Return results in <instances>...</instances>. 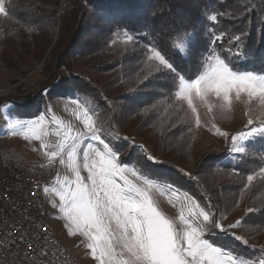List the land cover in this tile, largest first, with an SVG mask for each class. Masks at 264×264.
I'll return each instance as SVG.
<instances>
[{
	"label": "trees",
	"instance_id": "1",
	"mask_svg": "<svg viewBox=\"0 0 264 264\" xmlns=\"http://www.w3.org/2000/svg\"><path fill=\"white\" fill-rule=\"evenodd\" d=\"M5 6L9 14L0 16L5 69L34 71L58 37L42 69L47 86L24 100L12 99V118H37L55 99L89 100L92 108L108 113L109 124L120 116L142 141L129 142L116 132L110 143L122 161L207 204L217 223L225 217L238 221L244 239L210 227L209 241L238 257L264 260V139L257 134L244 141L239 155H233L231 139L221 147L177 99L178 82L173 86L159 61L145 54L151 39L185 78L202 74L211 54L227 58L234 70L264 74V0H6ZM211 15L217 20L208 19ZM145 23L154 39H126L122 28L139 33ZM185 35L195 41L191 51L181 50ZM173 43L179 47L170 48ZM116 71L117 77L100 88L98 77ZM123 86L127 92L115 112L106 95Z\"/></svg>",
	"mask_w": 264,
	"mask_h": 264
},
{
	"label": "snow or ice",
	"instance_id": "2",
	"mask_svg": "<svg viewBox=\"0 0 264 264\" xmlns=\"http://www.w3.org/2000/svg\"><path fill=\"white\" fill-rule=\"evenodd\" d=\"M8 14L4 0H0V16L7 17ZM208 19L214 22L217 16L211 15ZM142 29L139 33L133 30L130 34L126 27L122 28L128 41L136 40L138 35L145 39L152 36L154 39V32L149 24L145 23ZM214 39L221 40V37L214 36ZM233 39L242 43L240 35ZM194 46L193 38L185 35L181 50L191 51ZM169 47L179 46L173 43ZM203 51L208 52L207 45ZM228 51L231 53L232 49L229 48ZM145 54L148 59L159 61L161 71L171 76L173 86L178 82L176 97L186 100L193 113H196L194 101L206 104L211 111L213 98L215 102H224L230 108L233 95L236 100H240L242 94L249 103L255 99L259 105L264 106V74L234 70L230 62H226L227 58L211 54L209 59L212 62L207 71L185 78L182 71L153 45L151 39L145 47ZM236 55L241 53L237 51ZM73 103L76 101L73 100ZM80 118L87 131L71 135V129H68L55 145V150L46 152V155L53 158L59 157L61 164L67 161L66 166L72 176L63 181L58 178V187H45L43 192L47 194L51 191L58 196L59 202L53 200L52 207L58 209L67 221L68 234L79 235L87 241V248L93 259L99 264H245L232 251L214 246L205 237V232L210 227L227 232L228 229L235 228L236 224L225 228L223 224L216 222L207 204L202 206L191 197H186L187 204L181 202L177 218H169L150 195L153 180L138 175L119 160V153L110 146V142L101 138L100 130L94 127L87 110L81 112ZM44 119L41 115L39 119L28 122L24 126L23 135L25 140L34 138L40 141L42 148L49 149V144L42 139L39 131ZM196 122L199 124L198 114ZM254 123L249 118L245 125L247 131L231 137L232 151H245L244 147L236 146L237 140L248 141L257 134L264 139V120L252 127ZM220 134L228 137L227 132ZM56 135L60 136L59 131ZM85 138L97 142L98 146L93 147L92 143H88V150L81 151V141ZM129 171L137 182L128 178L126 173ZM82 172L87 175H82ZM235 239L240 240L241 237L236 236ZM259 264H264V260Z\"/></svg>",
	"mask_w": 264,
	"mask_h": 264
},
{
	"label": "rangeland",
	"instance_id": "3",
	"mask_svg": "<svg viewBox=\"0 0 264 264\" xmlns=\"http://www.w3.org/2000/svg\"><path fill=\"white\" fill-rule=\"evenodd\" d=\"M4 2H6V0H4ZM66 6L67 2L64 1L62 5V12L65 11ZM57 38L43 58L42 62L35 68L34 71H25V73H23L24 75L17 74L13 71L5 69L2 64H0V150L7 151L11 155L20 158L28 164L38 163L45 157V149L41 147L40 141H37L34 138L25 140L23 135L24 126L32 120L39 119L41 115L34 119L22 120L18 122L11 117L12 115L8 111L10 107L13 106L10 101L12 99L24 100L29 96L38 93L41 88L47 86L49 77L46 73H42V69L53 47L57 43ZM207 70L208 66L204 71ZM118 74L119 73L116 71L110 76H99V87L101 88V85L109 83L111 79L116 78ZM125 88L126 87L123 86L120 89L111 91L108 90L109 92L107 91L108 93L106 95V99L109 104L113 106L115 112H119V108L122 105L119 97L127 92ZM75 101L76 103H73V99H55L49 101V103L45 105V113L42 115L45 119L43 126L39 129V131L42 134V139H44L46 143H48V139L53 133L52 129L56 130V132L59 131L60 137L64 136L68 129H71V135L85 133L87 130L83 125L80 114L81 112L87 110L92 117L94 127L100 130L101 138L105 139V142L117 140L115 136L122 135V137L126 138L129 142L142 144V141L138 139L135 130L131 128V126L127 127L122 124L120 116H117L116 120L114 119L113 123L109 124L108 122L110 121V118L108 113L92 108L89 100H85V102L78 100ZM180 101L186 104L192 111L186 100ZM194 105L196 107V113H192L194 114L196 121L197 114L199 115V124H197L198 127L207 133L210 138L217 141L221 147L226 146L232 136H236L241 131H247L245 125L249 118H252L255 121L252 127H255L261 120H264V106L259 105L255 99L249 103L243 94L240 100H236L233 95V101L230 108L224 102H215L214 98L212 101L211 111L208 110V106L206 104L201 103L198 100L194 101ZM14 132L17 134L13 135ZM116 132L118 135H116ZM222 132H227L228 137L225 138L222 136L220 134ZM45 133L46 135H44ZM69 142L71 141L69 140ZM88 143H92L93 147L98 146L97 142H92L85 138L81 141V151L88 150L86 148ZM110 146H112L111 143ZM236 146L244 147V141L237 140ZM127 152L128 151L126 150L124 154ZM232 153L233 155L241 154L234 151ZM121 158L122 156L119 154V160L123 162ZM50 160L51 169L54 175V185L50 186L49 189L59 186L56 183L58 178L60 181H63L66 177L72 176L70 169L66 166L67 161L65 164H61L59 157H50ZM126 167L135 171L138 175L150 179L135 166L126 165ZM126 174L130 180L137 182L136 177L132 175L131 171ZM82 175L86 176L87 173L82 172ZM139 182L142 183V181ZM153 185L154 186L150 191V195L157 203L160 210L163 211L169 218L178 217L181 202H184L185 204L188 203L186 197H191L192 200L197 202V200L190 194L175 187L171 188L166 183H160L153 180ZM53 200L57 203L59 202L58 196H55L51 191H49V193L46 194V204L49 218L60 240L65 246L73 249L79 255L83 264H99L97 260L92 258L91 252L87 248V241L84 240V238L79 235L72 236L68 234L67 221L63 219L62 214L59 213L58 209L52 207L51 202ZM173 204L176 206L173 207ZM185 211H187V208H185ZM220 224H223L225 228H228V225L230 224H236L237 226L235 228H230L227 232L234 237L240 236L244 239L245 231L240 228L239 222L235 219L225 217L221 219ZM208 234H210L209 229L205 232V237L209 239ZM214 246L217 245L214 244ZM224 249L230 250L227 248ZM232 254L236 256L233 251ZM239 258L241 261H244L245 264H259L260 262L242 257Z\"/></svg>",
	"mask_w": 264,
	"mask_h": 264
},
{
	"label": "built area",
	"instance_id": "4",
	"mask_svg": "<svg viewBox=\"0 0 264 264\" xmlns=\"http://www.w3.org/2000/svg\"><path fill=\"white\" fill-rule=\"evenodd\" d=\"M52 131L38 163L0 150V264H83L49 218L43 188L54 185V175L46 152L55 150L61 138Z\"/></svg>",
	"mask_w": 264,
	"mask_h": 264
}]
</instances>
